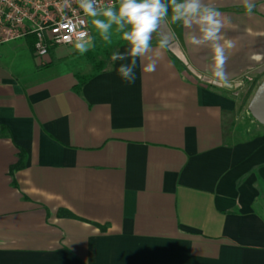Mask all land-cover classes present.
<instances>
[{"label": "crops", "instance_id": "crops-1", "mask_svg": "<svg viewBox=\"0 0 264 264\" xmlns=\"http://www.w3.org/2000/svg\"><path fill=\"white\" fill-rule=\"evenodd\" d=\"M205 2L236 44L227 84L170 19L134 83L117 71L129 61L87 58L91 31L84 54L0 45V264H264V125L244 115L264 79V0L251 15Z\"/></svg>", "mask_w": 264, "mask_h": 264}, {"label": "clouds", "instance_id": "clouds-1", "mask_svg": "<svg viewBox=\"0 0 264 264\" xmlns=\"http://www.w3.org/2000/svg\"><path fill=\"white\" fill-rule=\"evenodd\" d=\"M77 3L83 14L92 18L91 23L103 40L109 41L110 32L114 31L127 42L125 52H113L111 55L112 61H129L121 63L117 69L126 82H135L137 58L145 57L152 50L153 34L158 32L163 21L170 19L172 24H181L190 30L186 34L189 45L197 48L209 46L212 74L217 81L227 84V53L236 44L222 33L226 18L205 0H118V4L106 5L102 11L98 10L97 0H77ZM242 4L245 13L251 15L255 8L253 0H242ZM158 43L160 48H168L166 39H160ZM91 46L87 32L77 36L74 48L80 54L87 52ZM148 60L143 71L155 72L156 60L150 56Z\"/></svg>", "mask_w": 264, "mask_h": 264}, {"label": "built area", "instance_id": "built-area-1", "mask_svg": "<svg viewBox=\"0 0 264 264\" xmlns=\"http://www.w3.org/2000/svg\"><path fill=\"white\" fill-rule=\"evenodd\" d=\"M111 4L118 0H97L99 11ZM83 32L89 35V23L77 0H0V45L31 38L34 56L44 59Z\"/></svg>", "mask_w": 264, "mask_h": 264}, {"label": "water", "instance_id": "water-1", "mask_svg": "<svg viewBox=\"0 0 264 264\" xmlns=\"http://www.w3.org/2000/svg\"><path fill=\"white\" fill-rule=\"evenodd\" d=\"M168 50L177 58L181 63L187 65V60L176 41L168 44ZM210 83L220 85L216 82L208 80ZM247 109L252 117L260 124L264 125V79L261 80L256 89L254 90Z\"/></svg>", "mask_w": 264, "mask_h": 264}, {"label": "rangeland", "instance_id": "rangeland-1", "mask_svg": "<svg viewBox=\"0 0 264 264\" xmlns=\"http://www.w3.org/2000/svg\"><path fill=\"white\" fill-rule=\"evenodd\" d=\"M102 18V17H101ZM87 20L89 21V28L91 31V36L93 37V41L95 43H97L95 45V48L93 50H91L90 52H88L87 54V58L89 60L93 59V60H110L111 59V55L113 53L112 49H107L105 47H103V45H107V44H112L113 42H117L120 38H122V36L114 31L110 32V40L109 41H105L102 39V37L99 35L98 31L95 29V27L92 25L91 17H87ZM153 39H156L155 35H153ZM25 40L21 39L18 40L16 42H14V44H21L24 45ZM249 86V87H248ZM246 87H244V89L248 88V90L253 86L250 84ZM257 86V85H256ZM255 86V87H256ZM251 88V89H252ZM244 115L246 116V118H251V114L246 110V108L244 109ZM262 205H264V200H262L261 198V203ZM257 209L259 210V208L257 207Z\"/></svg>", "mask_w": 264, "mask_h": 264}, {"label": "trees", "instance_id": "trees-1", "mask_svg": "<svg viewBox=\"0 0 264 264\" xmlns=\"http://www.w3.org/2000/svg\"><path fill=\"white\" fill-rule=\"evenodd\" d=\"M29 44H30V48H31V51L33 52V41H32V39H31V41L29 42ZM21 154V153H20ZM21 156V155H20ZM23 164V162H21V158L19 159V161L16 163V164H14V165H12L11 167H10V172L11 171H13V170H15L16 168H19L21 165ZM262 209H264L263 207H262ZM65 215H67V216H71L69 213H67V212H65Z\"/></svg>", "mask_w": 264, "mask_h": 264}]
</instances>
